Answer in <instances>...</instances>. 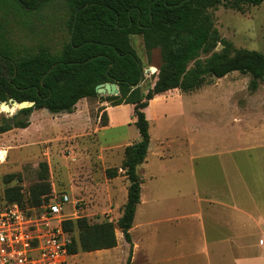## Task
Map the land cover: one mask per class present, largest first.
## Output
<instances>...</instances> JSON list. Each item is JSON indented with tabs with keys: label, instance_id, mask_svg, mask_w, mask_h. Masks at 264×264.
Here are the masks:
<instances>
[{
	"label": "rangeland",
	"instance_id": "374dc122",
	"mask_svg": "<svg viewBox=\"0 0 264 264\" xmlns=\"http://www.w3.org/2000/svg\"><path fill=\"white\" fill-rule=\"evenodd\" d=\"M13 6L15 8L10 6L7 12L0 8V42L3 46L11 44L17 56L36 53L42 46L52 52L62 49L69 37L66 24L70 16L63 1H52L39 11L24 10L15 4ZM210 13L221 40L228 45L230 55L244 48L256 49L264 54V2L260 5L245 4L240 9L221 3L212 7ZM132 42L143 69L154 66L158 71L162 62L160 47L148 50L140 35L132 36ZM220 44L217 50L225 47ZM207 56L204 53L201 58ZM155 71H146L141 81L142 88L155 80ZM206 79L207 83L199 90L185 97L187 114L177 122L178 118L172 117L175 123L170 126L172 129L168 133L177 132L179 128L189 129L188 137L194 141L188 144L195 150L198 141H195L196 135H193L192 130L200 128V123H203L202 148L206 156L193 160L198 190L203 194L215 192L223 197L229 195L232 189L223 163L240 160L247 166L251 163L247 170L255 169L252 163L264 154V80L260 82L258 90L252 92L249 88L251 75L247 73L233 71L221 78L208 75ZM92 100L111 104L102 97ZM16 111V108L11 111L0 108V124ZM97 113L98 110L94 109V117ZM66 122L72 125L73 120L65 114L36 109L28 127L12 128L0 134V150H7V158L0 164V211L17 204L28 213H39L52 198L67 193L72 201H82L76 206L77 211L72 203L66 204L64 208L66 218L62 221V229L70 243L75 240L79 244V219L85 218L89 223L111 221L114 224L116 235L121 237L120 243L117 238V246L95 251L79 249L68 258L66 264H218L209 261L201 248L191 247L184 239L177 240L174 235H184V231L176 226H166L163 236L157 239H154L153 229L150 239L145 238L140 246L135 242L131 245L125 238L122 239L124 236L118 221L125 204L119 206L122 201L119 195L111 199L105 195V191L113 193L114 188L121 190L122 184L111 182V176L107 173H126L125 169H121L126 153L119 149L121 154L112 161L108 157L111 153L108 148L115 142H133L134 136L127 128L108 129L94 135L79 134L74 129H66ZM254 134L259 136L262 143L256 142L258 138L253 137ZM185 138L182 135L181 140L184 142ZM255 144L262 145V148L250 149ZM172 149L170 151L174 154ZM121 155L124 156L122 159ZM165 160L174 159L167 152ZM152 185L146 179L144 195L149 193ZM184 186L179 184L178 179L172 181L170 190L176 197L175 202L180 201L178 189L182 187L183 192ZM193 207V210H200L195 203ZM155 212L151 203L139 206L133 224L136 241L138 229L143 226V221L137 220H147L153 224L166 217ZM176 213L173 210L172 214ZM157 226L162 224L151 225L153 228Z\"/></svg>",
	"mask_w": 264,
	"mask_h": 264
},
{
	"label": "trees",
	"instance_id": "16d2710c",
	"mask_svg": "<svg viewBox=\"0 0 264 264\" xmlns=\"http://www.w3.org/2000/svg\"><path fill=\"white\" fill-rule=\"evenodd\" d=\"M52 1H63L70 12L66 24L69 37L60 51L42 46L36 53L17 56L11 44L3 46L0 42V100L35 101L34 106L6 117L0 124V134L28 127L36 109L72 112L85 97H102L111 105L133 104L141 139L125 148L122 167L130 183L118 221L125 240L132 244L130 229L141 198L139 166L150 144L145 108L158 94L175 89L191 92L207 83L208 75L221 78L233 71L250 74L249 88L252 92L258 90L264 80V54L244 48L230 55L228 45L214 27L210 9L221 3L240 9L245 4L260 5L264 0H0V8L7 12L15 4L24 10L39 11ZM134 35L143 37L148 50L160 47L162 52L155 80L146 91L140 85L143 66L132 42ZM221 42L225 47L217 50ZM204 53L208 54L205 59L201 58ZM105 82H116L119 94L100 95L96 88ZM77 225L79 244L75 240L69 243L71 255L79 249L95 251L117 246L111 221L89 223L83 218Z\"/></svg>",
	"mask_w": 264,
	"mask_h": 264
},
{
	"label": "crops",
	"instance_id": "0c3cea01",
	"mask_svg": "<svg viewBox=\"0 0 264 264\" xmlns=\"http://www.w3.org/2000/svg\"><path fill=\"white\" fill-rule=\"evenodd\" d=\"M147 88L145 87L144 90L146 91ZM196 91L197 89L191 92H182L175 89L158 94L145 108L149 121L150 144L146 158L139 166L142 184L141 198L136 214L139 206L151 203V206L153 205L156 210V215H165L166 217L153 224L147 220H137L143 221V226L138 229L137 241L133 237L135 224L130 229L132 243L135 242L140 246L145 238L150 239L153 229L154 239H157V237L163 236L166 226H176L183 229L184 235H174V237L177 240L184 239L189 242L191 247L201 248L211 262L264 264V154L255 163H252L255 164V169L253 167L247 170L251 163H248L247 166L244 161L240 160L233 159L231 162H224L223 169L232 188L230 194H225L223 197L211 191L203 194L198 190L199 182L193 163L194 159L206 156L202 148L203 123H200V128L195 127L192 130L193 135H196L195 141H198L195 143L197 146L195 150L191 144H188V142L194 141L193 138L188 137L189 129L179 128L177 132L168 133V130L172 129L170 126L175 123L172 117L178 118L177 122L187 114L185 97ZM94 109L98 110L95 117ZM33 114L34 111L31 114L32 117ZM60 114H65L73 120L72 125L66 122L65 128L74 129L79 134L94 135L108 129L127 128L134 136L133 142L126 144L115 142L111 145L108 148L109 153L111 152L108 157L110 156L112 161L118 158L116 156L121 154V151L124 152L127 146L141 139L139 129L135 125V108L131 103L111 105L92 100L91 97H85L79 100L74 111L60 112ZM168 122L169 125H167ZM182 135L186 137L184 142L181 140ZM253 137L258 138L256 142L262 143L257 134H254ZM179 140L181 142L176 144ZM259 148H262V145L255 144L250 149ZM119 149L121 151H118ZM171 149L174 154L171 153ZM193 151H196V154H193ZM167 152L174 159L173 161L165 160ZM123 157L121 155V159ZM102 164L106 165V162ZM121 169L123 170V168ZM146 179H149L153 185L150 187L149 193L144 195ZM176 179L179 180V184L185 185L183 192H181L182 187L178 189L180 192L177 194L180 197L179 202H175L176 197L170 190L172 181ZM110 181L122 184L121 190L114 188L113 193L105 191V195L110 196L111 199L119 195L122 201L118 205L123 206L128 199L130 183L126 174L117 173L116 176L110 178ZM193 183H195V189H192ZM187 188L188 191H185ZM205 188L207 189V186ZM194 203L196 208L200 209L199 211L193 210ZM173 210L177 213L172 214ZM154 224H162V226L151 227ZM145 233H147L146 237ZM117 238L120 243L121 237L117 235ZM146 248L148 249V247Z\"/></svg>",
	"mask_w": 264,
	"mask_h": 264
},
{
	"label": "built area",
	"instance_id": "2783aa9c",
	"mask_svg": "<svg viewBox=\"0 0 264 264\" xmlns=\"http://www.w3.org/2000/svg\"><path fill=\"white\" fill-rule=\"evenodd\" d=\"M6 158L0 155V164ZM81 202L62 193L39 213H28L17 204L0 211V264H66L71 254L62 229L64 208L72 203L76 210Z\"/></svg>",
	"mask_w": 264,
	"mask_h": 264
},
{
	"label": "water",
	"instance_id": "95a60500",
	"mask_svg": "<svg viewBox=\"0 0 264 264\" xmlns=\"http://www.w3.org/2000/svg\"><path fill=\"white\" fill-rule=\"evenodd\" d=\"M220 45L224 46L223 44H220ZM154 69H157V68L152 66L150 68L143 69L142 77L144 76L146 71L154 70ZM96 90L99 94H102V95H117L120 92L118 84L116 82H105V83L99 84L97 86ZM34 105H35V101H33V100L18 101L14 98H11L9 101H1L0 100V107L4 106L7 109H9L10 111H11V108L12 109L16 108L18 111V110H21L24 108L32 107Z\"/></svg>",
	"mask_w": 264,
	"mask_h": 264
},
{
	"label": "bare ground",
	"instance_id": "6f19581e",
	"mask_svg": "<svg viewBox=\"0 0 264 264\" xmlns=\"http://www.w3.org/2000/svg\"><path fill=\"white\" fill-rule=\"evenodd\" d=\"M1 109H4V110H8V111H10L9 109H7L6 107H4V106H1L0 107ZM11 110H12V108H11ZM0 155L2 156V157H6V155H7V150H5V149H2L1 151H0ZM5 160V159H4ZM3 160V161H4Z\"/></svg>",
	"mask_w": 264,
	"mask_h": 264
}]
</instances>
